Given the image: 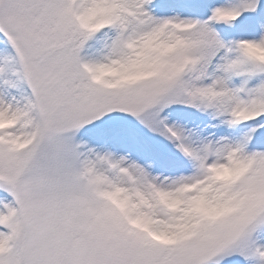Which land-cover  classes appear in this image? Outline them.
Wrapping results in <instances>:
<instances>
[{
	"label": "rangeland",
	"instance_id": "rangeland-1",
	"mask_svg": "<svg viewBox=\"0 0 264 264\" xmlns=\"http://www.w3.org/2000/svg\"><path fill=\"white\" fill-rule=\"evenodd\" d=\"M41 1L0 0V29L14 33V47L17 46L20 29L25 28L21 23L31 15L30 8ZM213 5L215 9H221L225 3L215 0ZM55 6L48 4L40 8L45 13L57 14ZM119 13L126 16V24H122L120 30ZM109 14L113 27L109 33L111 38L106 45L101 42V50L88 51L82 58L95 80H99L106 72L112 73L118 61L125 58L136 65H147L149 60L146 48L150 42L156 44L158 31L164 30L169 24L195 41L186 49L192 56V62L208 54H217L224 47L202 24L193 25L177 5L159 12L151 0H111ZM12 16H15L17 22H22L15 24L10 19ZM27 34L25 42L29 44L26 47L42 54L36 64L34 77H39L42 82L39 100L45 111L34 106L30 120L32 127L38 125V136L29 149L11 155L10 151L0 146V173L20 177L22 186L17 195L14 187L6 183L8 179L0 176V192L6 194L4 196L7 200L17 201L19 205L20 211L14 216V221L18 223L17 237L26 226L29 238L22 249L18 239L13 240L9 252L0 255V264H21V256L26 258V264H164L167 256L163 249L145 240L129 237L111 205L101 204V200L78 181L60 180V177L70 174L72 167L74 170L77 164L76 160L71 159L70 153L74 149L75 133L82 129L78 128L80 124L92 115L113 118L117 103H112L107 109L84 108V105L79 108L78 104L85 96L67 103V100L76 98L66 93L67 83L77 78L73 71V54H70L68 48L63 52L56 51V38L51 40L49 47H41L36 46L37 37L29 40ZM32 43L35 45L30 47ZM18 49L22 51L21 47ZM1 54L7 57L8 64L12 62V57L6 56L5 51ZM34 59L38 60L37 57ZM214 60L218 62L207 78L194 83L199 94L208 100H215L211 101L207 110L208 116L193 119L192 116L180 113L161 112L165 126L179 137L180 146L190 155V165L155 161L153 156L134 147L133 134H129L127 140L124 137L105 135L111 160L125 168L121 179L128 186L130 195L135 200H148L149 194L158 208V222L147 227L158 242L164 241L168 234L167 221L185 212L187 194L194 195L195 187H208L211 176L223 179L231 177L234 171L229 158L238 154V146L232 145L225 137H218L219 129L210 125L217 122L220 114L226 117L230 113L225 105L220 114L217 113L223 103L221 96L227 88V81L222 70L221 55L218 54ZM3 74L5 76L6 71ZM13 81L7 82L5 86L0 77L1 122L13 116H21V105L10 93ZM144 95H126L125 109L129 110L126 112L129 117L146 113L148 100L154 96L152 93ZM125 120L134 124L137 122L129 118ZM9 130L15 131L14 128ZM255 167V171L263 168L260 159ZM253 180L251 184L256 188L252 194L255 203L259 205L257 219L249 216L236 229L227 220H220L211 231L209 242L197 248L193 247L192 242L184 243L177 248L179 258L172 264H205L203 261L212 257L214 264H234L241 260V253L236 252L238 246L247 239L250 231L264 224V168ZM74 195L83 199V204L74 200ZM250 209H253L252 205ZM258 264H264L263 255Z\"/></svg>",
	"mask_w": 264,
	"mask_h": 264
},
{
	"label": "trees",
	"instance_id": "trees-1",
	"mask_svg": "<svg viewBox=\"0 0 264 264\" xmlns=\"http://www.w3.org/2000/svg\"><path fill=\"white\" fill-rule=\"evenodd\" d=\"M153 1L160 11L170 10L174 5L181 4L195 14L203 15L207 10L206 4L215 0ZM220 1L225 3V6L219 9V14H217L221 17L219 30L222 36L231 41L230 63H227L224 57L226 50L221 49L216 52L217 54L201 57L196 70L193 71V68L188 66L186 49L195 41L175 28L166 27L158 31L156 44L149 43L150 47L147 52V58L151 60L149 66L142 65L134 68L136 65L130 59L119 60L118 63L121 66L118 67V72L113 76H105L98 84L92 83L78 58L93 44H97V48L100 49L101 40L109 39V33L112 30L109 26L111 0H42L30 8L31 15L26 21L21 20L16 23L19 25L22 22L21 24L25 26L20 29L24 39L22 42L24 45H21L25 48L23 57L30 62L29 66L27 65L29 68L39 63L42 54L39 55L37 50H29L26 47L29 44L25 42L28 39L27 33H29V40H33L34 37L38 38L36 46L49 47L51 40L56 38V51L63 52L68 48L70 54H73V71L77 75L76 82L79 86H76V98L67 100V103H72L75 99L85 95L88 98L99 100H85L86 97H84L78 104L79 108L84 105V108L105 107L107 109L112 103H117L114 114L119 117L120 114L123 115V112L129 111L125 109L126 95L142 96L152 93L154 98L148 100V110L145 114L125 117V119L137 121L135 124L128 121L125 124L119 122V124L110 125L109 130L112 134L124 137L130 132L134 133L137 143L161 161L184 160L187 162L188 160L178 150H173V137L161 128L159 113L167 111L184 116L191 115L193 119H202L206 108L203 98L194 92L193 82L197 79V75L205 77L207 71L218 62L214 60L218 54L221 55L223 68L229 67L232 81L234 77L236 78V87L234 83L228 85L227 90L221 96L223 103L217 111L220 114L225 105L233 115L230 114L226 118L220 114L216 123L220 133L217 134L218 137H225L232 145L240 142L238 143L239 153L234 158H230L234 163L235 178H211L208 187L196 189L194 195H188L185 199L187 204L185 212L167 221L168 244H157L148 236L144 228H139L140 225L145 227L147 222H157L155 202L149 198L148 194V204H139V200H135L134 196L132 197L128 192V186L121 182V166L118 165L113 170L108 168L104 155L106 131L102 127L95 126L86 128L79 134L81 136L77 141V148L73 151V157L76 158V153H78L82 159L86 187L96 192L97 198L103 205L109 204L106 200L110 194H115L127 206L131 207L132 204L131 215L139 227L128 223L115 211L117 219L121 221L122 228L129 237L160 246L167 256L164 264L176 262L179 258L176 253L177 248L189 239H193L194 248L209 242L211 231L218 226L216 221L218 214L228 216L229 223L239 227L249 216H253L254 220L257 219L256 214L259 213L257 209L259 205L255 203L252 194L256 187L251 183L264 168V0ZM48 4L57 6H55L58 10L57 14L48 12V15L40 8ZM77 15H82V18L77 19ZM119 16L121 18L118 25L120 30L121 25L126 24V16L122 13H119ZM202 23L203 28L210 30L208 22L203 21ZM0 40H2L0 45L6 44V51L12 54L8 40L1 36ZM33 45L35 44L32 43L30 47ZM154 48H160L161 51L157 54L153 51ZM35 57L38 60L34 59ZM11 61L7 64L8 61L5 62V58L0 55L1 72L6 71V75L2 74L1 78L5 85L15 80L10 85V93L23 106L24 112L30 114L32 112L29 102L31 98L27 90L32 92L34 90L26 87L25 77H21L16 59L11 58ZM141 73L147 78L142 79ZM103 82L112 86L113 89L103 87ZM184 85H187V89ZM119 120L113 119L117 123ZM12 122L17 127V131L12 134L13 136H6V129H0V146L13 154L28 147L27 145L36 137L38 127L31 128L29 119H23L21 122L19 118L12 117ZM12 139H16L19 145H13ZM259 159L263 168L255 171ZM253 171L255 172L252 175ZM237 175L240 176L239 181ZM71 177H78L77 167ZM1 217L4 218L5 215ZM75 217L77 218V215ZM253 232L254 237L264 240L263 224L261 228L250 231L247 239L237 249L249 264H255L259 258ZM6 241L7 237L0 232V254L6 248Z\"/></svg>",
	"mask_w": 264,
	"mask_h": 264
}]
</instances>
